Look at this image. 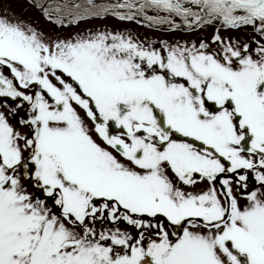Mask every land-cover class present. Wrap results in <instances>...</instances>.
Returning <instances> with one entry per match:
<instances>
[{
	"label": "snow or ice",
	"instance_id": "obj_1",
	"mask_svg": "<svg viewBox=\"0 0 264 264\" xmlns=\"http://www.w3.org/2000/svg\"><path fill=\"white\" fill-rule=\"evenodd\" d=\"M0 264H264V0H0Z\"/></svg>",
	"mask_w": 264,
	"mask_h": 264
},
{
	"label": "rangeland",
	"instance_id": "obj_2",
	"mask_svg": "<svg viewBox=\"0 0 264 264\" xmlns=\"http://www.w3.org/2000/svg\"><path fill=\"white\" fill-rule=\"evenodd\" d=\"M22 5L18 6L16 4L13 5V7L15 8V10L17 12L20 11V7ZM26 16H30L32 17L33 19H36L38 20V23L41 27H45L49 30H51L50 26L47 24V22H45L40 16H39V13L38 12H35L34 10H30L28 13H25ZM108 24L110 27H119L120 29H128V30H132V31H135V32H139L141 34H145V33H150V30L146 29V28H143L139 25H135L134 23L132 22H119V21H116L115 19L113 18H108L107 20H92L89 22L90 25H102V24ZM83 26V25H82ZM72 29H65V32L67 31H71ZM210 32V30H209ZM209 32H206L204 33L205 35H208Z\"/></svg>",
	"mask_w": 264,
	"mask_h": 264
}]
</instances>
